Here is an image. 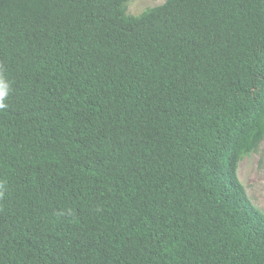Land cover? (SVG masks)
Listing matches in <instances>:
<instances>
[{
    "label": "trees",
    "instance_id": "1",
    "mask_svg": "<svg viewBox=\"0 0 264 264\" xmlns=\"http://www.w3.org/2000/svg\"><path fill=\"white\" fill-rule=\"evenodd\" d=\"M130 1L0 0V264H264V0Z\"/></svg>",
    "mask_w": 264,
    "mask_h": 264
},
{
    "label": "rangeland",
    "instance_id": "2",
    "mask_svg": "<svg viewBox=\"0 0 264 264\" xmlns=\"http://www.w3.org/2000/svg\"><path fill=\"white\" fill-rule=\"evenodd\" d=\"M166 0H131L128 14L140 15L146 9L163 4ZM239 178L251 202L264 212V141L258 150L247 156L239 166Z\"/></svg>",
    "mask_w": 264,
    "mask_h": 264
},
{
    "label": "clouds",
    "instance_id": "3",
    "mask_svg": "<svg viewBox=\"0 0 264 264\" xmlns=\"http://www.w3.org/2000/svg\"><path fill=\"white\" fill-rule=\"evenodd\" d=\"M7 95V84L3 81H0V101L3 97ZM0 107H4L3 103L0 102Z\"/></svg>",
    "mask_w": 264,
    "mask_h": 264
}]
</instances>
